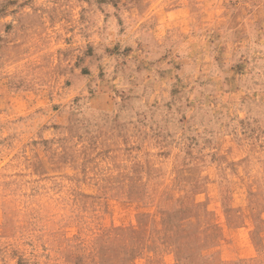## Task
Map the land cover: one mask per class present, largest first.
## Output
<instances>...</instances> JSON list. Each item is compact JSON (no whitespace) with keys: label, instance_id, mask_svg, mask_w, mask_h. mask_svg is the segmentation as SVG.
Masks as SVG:
<instances>
[{"label":"rangeland","instance_id":"1","mask_svg":"<svg viewBox=\"0 0 264 264\" xmlns=\"http://www.w3.org/2000/svg\"><path fill=\"white\" fill-rule=\"evenodd\" d=\"M0 264H264V0H0Z\"/></svg>","mask_w":264,"mask_h":264}]
</instances>
